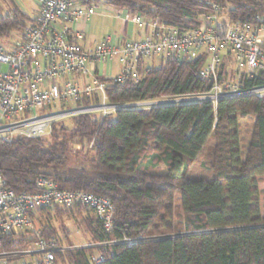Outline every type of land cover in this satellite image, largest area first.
I'll return each mask as SVG.
<instances>
[{
    "label": "trees",
    "instance_id": "1",
    "mask_svg": "<svg viewBox=\"0 0 264 264\" xmlns=\"http://www.w3.org/2000/svg\"><path fill=\"white\" fill-rule=\"evenodd\" d=\"M12 1L9 11H0V39L23 31L34 20ZM215 1L233 21L264 22V0ZM106 2L187 29L198 27L200 16L213 10L207 0ZM204 60L170 56L162 66H150L137 84L107 86L109 101L207 91L211 83L199 77ZM263 80L242 79L247 86ZM248 116H253L254 125L244 151L240 120ZM133 133L137 139L128 145ZM75 143L82 147L75 150ZM86 144L92 154L86 153ZM197 164L207 174H199ZM0 169L17 192L35 191L37 178L45 175L60 188L107 196L115 206L112 231L104 229L94 210L74 205L93 212L89 225L96 243L146 238L105 245V259L95 264H264V214L258 200V181L264 175V95L222 98L216 104L125 108L106 116L79 114L73 127L55 122L48 138H0ZM178 209L183 220L175 225ZM42 234L57 235L50 226ZM28 242L24 235L6 237L0 240V250L20 249ZM90 250H64L57 254V263L92 264Z\"/></svg>",
    "mask_w": 264,
    "mask_h": 264
},
{
    "label": "built area",
    "instance_id": "2",
    "mask_svg": "<svg viewBox=\"0 0 264 264\" xmlns=\"http://www.w3.org/2000/svg\"><path fill=\"white\" fill-rule=\"evenodd\" d=\"M37 1L38 12L22 36L9 46L0 45V138L47 136L55 122L85 113L106 116L125 108L193 101L216 104L222 98L264 95V80L251 86L242 81L264 77V22L233 21L215 0H207L213 10L202 14L201 24L191 29L128 12L126 20L143 27V35L120 41L104 35L93 46L82 45L85 32L74 24L96 14V3ZM170 56L178 61L204 56L199 77L211 88L157 99L109 101L107 86L137 84L152 60ZM115 61L117 73L99 70ZM36 185L35 191L17 192L0 169V240L22 235L29 239L23 248L0 250V264H57V254L65 248L56 234H42L37 217L43 208L83 204L95 211L106 231H112L115 206L107 196L60 188L45 175ZM144 239L123 237L102 244ZM104 259L103 252L89 255L92 264Z\"/></svg>",
    "mask_w": 264,
    "mask_h": 264
},
{
    "label": "rangeland",
    "instance_id": "3",
    "mask_svg": "<svg viewBox=\"0 0 264 264\" xmlns=\"http://www.w3.org/2000/svg\"><path fill=\"white\" fill-rule=\"evenodd\" d=\"M15 3L28 14L33 15L35 11L39 8L37 0H14ZM12 0H0V11L5 12L9 11L12 8ZM99 7L97 14H105L104 20L99 22V30L105 31L107 34L115 33V36L119 32L120 20L116 19L113 22L114 17L117 16L119 9L109 5L106 0H94ZM96 18V17H95ZM96 22V21H95ZM97 25V24H96ZM22 30H14L10 38L0 39V45L9 46L15 40L19 39L22 36ZM92 38H98L96 34H92ZM166 58H156L151 61V66L160 67L165 62ZM75 117V116H74ZM66 118L63 121L69 127H73V118ZM254 118L253 116H248L240 120V131L242 138V149L245 151L253 131ZM48 134L45 137H49ZM137 139L136 134H130L126 140L127 144H132ZM75 150H79L82 147V144L75 143L73 145ZM91 146L86 144V153L92 154ZM203 155L198 164L204 159ZM206 159V158H205ZM197 164V172L199 174H205L206 171H203L202 168ZM207 174V173H206ZM259 195L258 200L260 203L262 214H264V175L259 177L258 181ZM94 216L85 206L79 207H65V206H55L49 210H43L38 214L37 224L41 229H44L46 226H50L56 230L57 236L60 239L62 246L65 250L68 249H77V248H90L89 255L103 252V247L105 246L102 243H96L90 232L89 222L92 221ZM183 220V213L181 209L177 210L175 225ZM57 264H61L58 262Z\"/></svg>",
    "mask_w": 264,
    "mask_h": 264
},
{
    "label": "crops",
    "instance_id": "4",
    "mask_svg": "<svg viewBox=\"0 0 264 264\" xmlns=\"http://www.w3.org/2000/svg\"><path fill=\"white\" fill-rule=\"evenodd\" d=\"M38 2V1H37ZM39 7V4H38ZM38 12V9L35 11V13L31 16L35 17ZM128 13L125 9H119V12L116 17H114L113 22L116 21V19L120 20V27L119 32L115 36V33H109L107 34L103 30H99L98 24L99 22L104 20L105 14L102 13H96L93 16H91L87 21L80 22L77 24H74V27L79 28L85 32V38L81 41L82 45L84 46H93L94 42L99 40L104 35H111L114 41H120L123 39H132L139 35H143L144 28L138 26L137 24L133 23L130 20H126V14ZM96 17V18H95ZM96 21V22H95ZM97 24V25H96ZM92 34H96L98 38H92ZM99 70H106L108 73H117L119 71V65L117 64V61L112 63V66H99ZM87 78L86 80H88Z\"/></svg>",
    "mask_w": 264,
    "mask_h": 264
}]
</instances>
